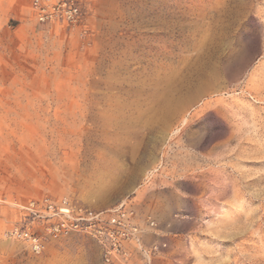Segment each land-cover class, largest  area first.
Listing matches in <instances>:
<instances>
[{"label":"rangeland","instance_id":"374dc122","mask_svg":"<svg viewBox=\"0 0 264 264\" xmlns=\"http://www.w3.org/2000/svg\"><path fill=\"white\" fill-rule=\"evenodd\" d=\"M31 1L0 0V264H102L79 233L31 251L44 201L132 205L124 264H264V0H91L70 29Z\"/></svg>","mask_w":264,"mask_h":264},{"label":"built area","instance_id":"2783aa9c","mask_svg":"<svg viewBox=\"0 0 264 264\" xmlns=\"http://www.w3.org/2000/svg\"><path fill=\"white\" fill-rule=\"evenodd\" d=\"M91 0H32L31 11L36 23L42 27L59 26L73 28L83 16V8ZM47 217L54 221L45 228L43 235L20 232L31 251L39 254L46 239H59L71 233L90 236L100 247L102 264H124L128 245L139 246L143 229L132 205L122 203L112 209L93 211L87 208L71 207L62 201L53 205L44 201ZM33 203H31V206ZM146 227L153 228L154 222L147 218ZM17 234V231L14 232Z\"/></svg>","mask_w":264,"mask_h":264},{"label":"bare ground","instance_id":"6f19581e","mask_svg":"<svg viewBox=\"0 0 264 264\" xmlns=\"http://www.w3.org/2000/svg\"><path fill=\"white\" fill-rule=\"evenodd\" d=\"M161 115H162V118H163V121H165L168 117V109H167V104L164 103L162 106H161Z\"/></svg>","mask_w":264,"mask_h":264}]
</instances>
